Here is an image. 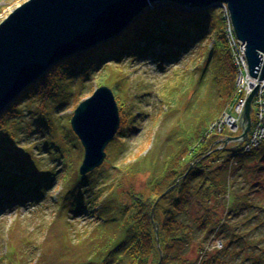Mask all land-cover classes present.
Wrapping results in <instances>:
<instances>
[{
  "label": "rangeland",
  "instance_id": "obj_1",
  "mask_svg": "<svg viewBox=\"0 0 264 264\" xmlns=\"http://www.w3.org/2000/svg\"><path fill=\"white\" fill-rule=\"evenodd\" d=\"M26 1L0 0V23ZM202 45L197 42L172 60L165 59L160 48L126 57L119 65L112 63L91 72L85 80H66L61 92L43 107L38 100H28L22 106L20 144L30 153L32 171L46 182L35 200L0 204V264H105L109 253H118L127 232L124 206L129 199L122 191L131 187L146 190L170 157L181 147L190 146L195 131H208V121L218 118L230 105L219 62L212 58L206 63ZM102 85L114 91L120 127L106 147L104 163L90 172V185L83 186L78 174L84 148L71 126L77 106L74 95L81 90L82 101ZM241 133L226 129L216 141ZM219 144L228 145L216 154L222 161L241 148L235 143ZM261 149L255 156L237 158L238 171L227 170L224 175L231 182L233 199L234 192H246L250 187L255 190L249 198L251 210L238 215L229 210L226 220L242 231L241 235L248 229L244 238L253 242L252 250L259 256L264 255V143ZM112 182L107 188L106 183ZM77 204L85 207V214L71 212ZM247 215L252 219L242 222ZM256 224L262 226L256 228ZM195 229L196 244L188 253L198 259V247L212 249L221 241ZM246 245L240 238L237 250ZM243 258L234 252L225 261L255 262H244Z\"/></svg>",
  "mask_w": 264,
  "mask_h": 264
},
{
  "label": "trees",
  "instance_id": "obj_2",
  "mask_svg": "<svg viewBox=\"0 0 264 264\" xmlns=\"http://www.w3.org/2000/svg\"><path fill=\"white\" fill-rule=\"evenodd\" d=\"M224 26L225 19L219 7L187 10L170 1L158 2L147 7L117 36L58 61L0 113V204H21L38 197L36 194L39 195L46 179L32 171L30 153L20 144L22 106L28 100H38L43 107L61 92L68 79L85 80L91 72L112 63L119 65L126 57L145 55L158 48L166 54L165 59L172 60L198 42L203 44L206 63L212 58L219 62L229 104L234 95L236 69ZM80 94L81 90L74 95L77 105L81 101ZM210 135L212 133L206 128L197 129L189 140L190 146L178 149L146 190L136 191L131 187L122 191L129 199L124 206L127 232L118 255L109 253L105 264H230L225 258L234 252L241 253L244 262H253L259 256L252 250L253 242L244 238L248 229L241 235L243 232L226 220L229 210L237 215L242 210H251L248 203L252 204L249 198L255 190L250 187L246 192H234L233 199L231 182L226 181L224 175L227 170L238 171L237 158L261 152L264 140L251 151H243L241 146L234 155L222 161L216 154L226 150L228 145L217 149L220 144L214 143L219 135ZM90 174H78L83 186L90 185ZM111 184L113 182L106 183L107 188ZM66 193L68 195V187ZM86 211L80 204L71 210L76 214ZM248 215L242 222L252 219ZM260 226L262 224L255 227ZM195 228L205 230L210 238H219L221 246L212 249L200 246L199 258L191 257L188 250L196 244ZM240 238L247 245L238 251L236 244ZM252 264H264V255Z\"/></svg>",
  "mask_w": 264,
  "mask_h": 264
},
{
  "label": "water",
  "instance_id": "obj_3",
  "mask_svg": "<svg viewBox=\"0 0 264 264\" xmlns=\"http://www.w3.org/2000/svg\"><path fill=\"white\" fill-rule=\"evenodd\" d=\"M166 1L187 10L227 4L235 34L246 44L249 71L264 79V0H28L0 23V113L58 61L117 36L147 7ZM258 89L247 98L241 135L216 144L238 147L249 138ZM120 121L108 86H99L77 105L71 126L84 148L80 175L104 163Z\"/></svg>",
  "mask_w": 264,
  "mask_h": 264
},
{
  "label": "built area",
  "instance_id": "obj_4",
  "mask_svg": "<svg viewBox=\"0 0 264 264\" xmlns=\"http://www.w3.org/2000/svg\"><path fill=\"white\" fill-rule=\"evenodd\" d=\"M220 9L225 19L224 30L226 41L236 69V84L234 95L228 109H224L219 117L209 124L208 132L219 136H222L226 129H230L234 134L241 133L242 114L247 98L254 88L258 86V92L252 102L253 125L249 132V138L241 145L243 151H251L264 140V79L260 80L259 77L251 76L246 57V44L235 34L227 4L224 3ZM220 246L221 242H219Z\"/></svg>",
  "mask_w": 264,
  "mask_h": 264
},
{
  "label": "bare ground",
  "instance_id": "obj_5",
  "mask_svg": "<svg viewBox=\"0 0 264 264\" xmlns=\"http://www.w3.org/2000/svg\"><path fill=\"white\" fill-rule=\"evenodd\" d=\"M252 76V75H251ZM253 77V76H252Z\"/></svg>",
  "mask_w": 264,
  "mask_h": 264
}]
</instances>
